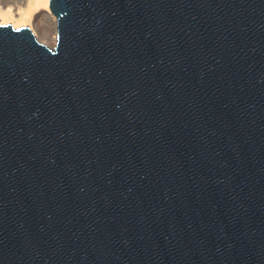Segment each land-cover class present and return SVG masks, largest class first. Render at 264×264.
Here are the masks:
<instances>
[{"label":"water","instance_id":"1","mask_svg":"<svg viewBox=\"0 0 264 264\" xmlns=\"http://www.w3.org/2000/svg\"><path fill=\"white\" fill-rule=\"evenodd\" d=\"M0 19V264H264V0H50Z\"/></svg>","mask_w":264,"mask_h":264},{"label":"bare ground","instance_id":"2","mask_svg":"<svg viewBox=\"0 0 264 264\" xmlns=\"http://www.w3.org/2000/svg\"><path fill=\"white\" fill-rule=\"evenodd\" d=\"M50 0H0V19L12 22L15 26L29 24L39 38L50 43L57 40V16L53 13ZM38 11V16L34 12ZM41 19L39 27L33 23ZM34 25V26H33Z\"/></svg>","mask_w":264,"mask_h":264},{"label":"rangeland","instance_id":"3","mask_svg":"<svg viewBox=\"0 0 264 264\" xmlns=\"http://www.w3.org/2000/svg\"><path fill=\"white\" fill-rule=\"evenodd\" d=\"M38 11H40V9L39 10H36L35 12H34V16L36 17V16H38ZM54 13V12H53ZM40 22H41V19L40 18H38L33 24L37 27H39V24H40ZM27 25V24H26ZM29 25V24H28ZM33 25V26H34ZM29 26H31V25H29ZM48 44H50V45H54L55 44V42L54 41H52V42H50V43H48Z\"/></svg>","mask_w":264,"mask_h":264}]
</instances>
